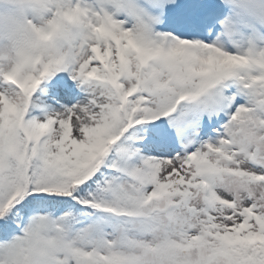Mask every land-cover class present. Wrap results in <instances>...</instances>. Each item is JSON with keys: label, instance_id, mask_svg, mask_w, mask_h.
Returning <instances> with one entry per match:
<instances>
[{"label": "snow or ice", "instance_id": "1", "mask_svg": "<svg viewBox=\"0 0 264 264\" xmlns=\"http://www.w3.org/2000/svg\"><path fill=\"white\" fill-rule=\"evenodd\" d=\"M0 264H264V0H0Z\"/></svg>", "mask_w": 264, "mask_h": 264}]
</instances>
